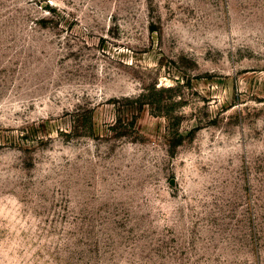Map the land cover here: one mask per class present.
<instances>
[{
    "label": "rangeland",
    "instance_id": "1",
    "mask_svg": "<svg viewBox=\"0 0 264 264\" xmlns=\"http://www.w3.org/2000/svg\"><path fill=\"white\" fill-rule=\"evenodd\" d=\"M0 264H264V0H0Z\"/></svg>",
    "mask_w": 264,
    "mask_h": 264
},
{
    "label": "trees",
    "instance_id": "2",
    "mask_svg": "<svg viewBox=\"0 0 264 264\" xmlns=\"http://www.w3.org/2000/svg\"><path fill=\"white\" fill-rule=\"evenodd\" d=\"M165 90H168L167 88H159L158 91L159 92H162V91H165ZM146 95L145 94H141L139 95L138 97H136L133 101L136 102L138 104L137 106V109L138 110H141L143 108V106L145 104H148L149 102L146 101ZM80 114H77V119L78 120L80 117H79ZM131 120L127 121L126 123L124 122L123 124L121 123V125L123 126H132L133 125V119L130 118ZM121 119H119V123H120ZM88 122H89V126L91 127V116L88 117Z\"/></svg>",
    "mask_w": 264,
    "mask_h": 264
}]
</instances>
